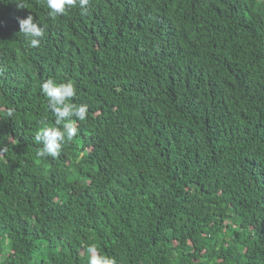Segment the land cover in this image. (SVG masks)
Returning a JSON list of instances; mask_svg holds the SVG:
<instances>
[{"label":"trees","instance_id":"obj_1","mask_svg":"<svg viewBox=\"0 0 264 264\" xmlns=\"http://www.w3.org/2000/svg\"><path fill=\"white\" fill-rule=\"evenodd\" d=\"M22 2L0 0V264H264V0ZM49 78L88 114L39 157Z\"/></svg>","mask_w":264,"mask_h":264},{"label":"clouds","instance_id":"obj_2","mask_svg":"<svg viewBox=\"0 0 264 264\" xmlns=\"http://www.w3.org/2000/svg\"><path fill=\"white\" fill-rule=\"evenodd\" d=\"M18 8H24L22 0H16ZM49 15L55 17L63 15L68 9L78 7L81 15H88L89 0H45ZM19 35H23L29 46L39 47L45 34V28L32 15L18 20ZM42 93L47 98L49 111L54 116V125L46 120L40 122V127L35 135V140L42 145L37 150L39 157L59 155L63 145L77 134V128L72 120L84 121L88 114V106L72 103L76 95L75 85L72 81L57 83L49 78L40 85ZM13 109H8L7 116L13 115ZM88 264H116L113 257L102 253L95 244L88 245L85 249Z\"/></svg>","mask_w":264,"mask_h":264}]
</instances>
